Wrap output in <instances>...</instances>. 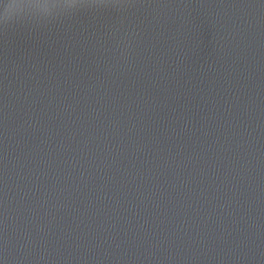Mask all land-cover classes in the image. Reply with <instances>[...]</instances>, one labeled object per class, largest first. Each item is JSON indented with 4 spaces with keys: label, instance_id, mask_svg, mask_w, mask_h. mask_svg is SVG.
I'll return each instance as SVG.
<instances>
[{
    "label": "water",
    "instance_id": "1",
    "mask_svg": "<svg viewBox=\"0 0 264 264\" xmlns=\"http://www.w3.org/2000/svg\"><path fill=\"white\" fill-rule=\"evenodd\" d=\"M0 264H264V0H0Z\"/></svg>",
    "mask_w": 264,
    "mask_h": 264
}]
</instances>
